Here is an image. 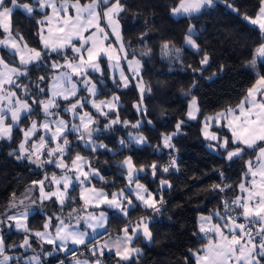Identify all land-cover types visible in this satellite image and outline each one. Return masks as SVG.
<instances>
[{"label": "snow or ice", "instance_id": "6c2138e0", "mask_svg": "<svg viewBox=\"0 0 264 264\" xmlns=\"http://www.w3.org/2000/svg\"><path fill=\"white\" fill-rule=\"evenodd\" d=\"M217 2L177 0L170 13L173 17L191 18L206 8L214 7ZM219 2L242 17L246 24L259 30L262 42L255 49V58L250 61V66L255 69L257 58L264 61V0H258L257 10L251 16L241 12L234 0ZM127 10L124 0H0V29L5 34L0 37V47L8 49L16 59L13 63L0 56V140L11 142L13 131H18L20 141L9 155L37 168L51 165L61 170L59 176L42 173L43 179L33 181V187L29 188L24 198H17L13 193L8 210L0 214V264H41L38 254L25 255L29 250L35 252L33 238L41 245H54L56 251L73 256L75 252L69 245H84L92 257H98L84 261L75 259L74 264H104L102 257L105 252L124 262L134 258L138 260L142 249L133 242L140 239L146 243L153 242V233L149 228L151 214L161 212L165 203L162 191L172 187L163 174L170 170L179 171L172 153H169L172 158L166 164L152 162L139 167L133 163L131 156H127L119 164L124 170L121 175L126 180V187L109 195L92 184L93 178H104L89 159L76 151L79 147L90 152L100 149L112 151L109 145L97 141L102 132L111 131L114 125L121 123L118 115L109 117V112L118 108L119 96L113 94L108 99H98V85L104 84L101 77L107 73L117 88H127L130 81L125 75V67L132 72L135 81L143 64L135 53L129 58L122 39L120 14ZM14 13L35 21L40 48L29 47L23 36L13 30ZM106 28L110 31H105ZM144 35L147 33L140 37L141 43L144 42ZM110 36H114L119 43L115 46L111 42L105 44ZM195 36V25H190L185 44L200 52ZM171 44V41L162 43V56L168 57L175 52L176 59H179L180 49ZM151 53V48H147L140 56H150ZM201 55L200 64L208 65L209 55ZM122 60L126 63L122 64ZM101 63H106L107 67L102 68ZM192 70L203 71L202 68ZM33 73L37 74L35 80L32 79ZM136 87L140 91V102L134 107L138 112L146 113L143 107L145 85L137 82ZM191 87H196L195 82ZM151 90V87L147 88L148 92ZM181 91L185 96L191 94L190 90ZM81 92L87 95H81ZM88 106L95 112L86 111ZM198 112L197 99L191 96L188 119L196 120ZM97 116L105 117L102 126ZM122 123L124 127L129 126L128 121ZM143 123L151 124L152 121ZM184 123L183 120L178 121L174 131L161 133L157 150L163 148L174 152L173 137L181 134ZM141 124L137 121L131 127L140 128ZM210 127L220 131L210 132ZM224 131L228 134H223ZM202 135L206 140L215 142L207 147L216 151L221 159L227 162L243 160L244 169L236 194L231 199L221 197L222 208L211 215L199 216L197 232L193 235L198 236L200 247L188 250L193 264H264V74L256 73L255 82L247 88L235 107L230 106L204 117ZM70 137L76 142L75 148ZM128 137V140L118 139L121 148L133 143L137 146L148 144L143 134L133 136L129 133ZM146 171L153 178L157 177L158 171L161 173L158 181L160 190L155 194L140 183V174ZM216 171L221 183L213 184L211 189L223 194L232 185L223 171ZM70 188L73 193L80 191L82 205L76 204V197L69 193ZM33 190L38 193L36 199L30 195ZM25 200H30L32 204L53 201L62 213L65 205L68 211L66 215H48L41 230H33L27 223L29 207L25 205ZM102 203L124 218L129 217L137 207L150 210V214L141 216L134 223L126 219L122 235L101 244L97 236L101 235L100 230L108 231V216L106 211L89 212L88 208L99 207ZM82 221L91 230V237L88 231L81 230ZM4 229L22 232V242L8 244ZM9 249H23L24 252L10 255ZM45 254L52 255V252ZM184 259L187 264L188 257Z\"/></svg>", "mask_w": 264, "mask_h": 264}, {"label": "trees", "instance_id": "16d2710c", "mask_svg": "<svg viewBox=\"0 0 264 264\" xmlns=\"http://www.w3.org/2000/svg\"><path fill=\"white\" fill-rule=\"evenodd\" d=\"M83 2V0H82ZM127 11L121 13V34L128 51L129 57L135 53L136 57L143 61L142 78L146 88L151 87V92H146L143 97L145 112H138L136 107L139 93L135 85L127 88H117L107 73L104 75V84L98 85L99 98H109L113 94L119 96L118 108L115 112H109V117L117 115L121 121L114 125L111 131H104L99 136V142H103L112 149L106 151L100 149L90 152L87 148L79 147L76 151L88 158L103 176V180L95 179L94 185L103 189L109 195L126 187V180L122 177L124 171L119 167L120 162L127 156H131L133 163L149 165L152 162L166 164L172 156L175 157L179 171L170 170L163 174L169 180L172 187L162 191L165 203L161 206V212L151 214L149 228L153 233V242L146 243L140 239L134 241V245L142 249V255L138 260L120 261L114 254L105 252L102 257L104 264H193L189 249L196 250L200 247L197 232V222L201 215H211L214 211L221 209V197L231 199L237 192V185L241 182L244 161L238 160L227 162L210 150V143L202 135L203 118L227 107H235L256 79V73L264 74V61L257 62L253 69L250 61L255 57V49L262 42L258 29L246 24L242 17L230 12L223 3L217 2L212 8H206L193 17H173L170 9L175 6L177 0H124ZM236 7L241 12L253 15L258 7V0H234ZM195 25L197 36L194 39L200 45V52L190 53L188 49L180 50L179 59L173 52L168 57L162 56L161 45L164 41H171V46L176 49L185 42L188 27ZM12 28L19 32L24 41L31 47L40 48L38 42L37 27L35 21L14 13ZM144 35V42L140 37ZM0 29V37H3ZM151 48L150 56L141 57L140 53ZM201 53H207L210 57L208 65H201ZM4 57H12L7 50H3ZM12 62V59L10 60ZM223 66V70H221ZM203 69L193 72L192 69ZM36 73L32 74L35 80ZM195 82L196 87L191 85ZM183 92L190 90L191 94L185 96ZM191 96L197 98L199 104V115L196 120L187 118L189 100ZM90 109V106L87 107ZM92 112H95L92 110ZM163 112V115L161 114ZM101 126L105 117H96ZM151 120V124L143 123ZM185 121L182 125L181 134L173 137L172 143L175 151L170 149L157 150L161 143V133H170L175 130L178 121ZM123 121H128L129 126L124 127ZM141 121L140 128H132L131 124ZM27 122H25L26 124ZM214 130L220 131L213 127ZM143 134L147 137L148 144L137 146L134 143L126 148L118 144L119 138L128 140V134ZM223 134L227 135L226 131ZM70 140L74 141L73 137ZM20 133L13 131L11 142L0 140V214L8 210L9 202L13 193L17 198H24L32 182L43 179L42 173L47 172L60 175V169L51 165L37 168L25 162L16 160L9 155L18 145ZM76 147V142H73ZM172 153V156L169 153ZM75 155V153H73ZM67 159V157H66ZM224 172L227 181L232 185L225 193L213 192L211 186L221 183L217 171ZM140 183L145 185L149 191L155 194L160 190L158 183L161 173L153 178L147 171L141 173ZM47 183V182H46ZM76 197L78 206L83 204L79 199L80 192L69 191ZM38 193H33L36 199ZM34 213L29 217L28 225L33 230H41L48 215H66L67 205L62 213L59 205L53 201H37L32 204L30 200L25 202ZM23 207V206H22ZM106 211L109 215L107 232L101 234L97 239L121 232L125 226V220L135 222L141 216H148L150 210L137 207L130 212L129 217L117 216L114 210L106 207H91L89 212ZM16 211V210H13ZM11 214V213H10ZM73 223H75L73 221ZM81 228L86 230V225L81 222ZM5 240L8 244H19L22 242V232L4 229ZM35 252L29 250L26 256L38 253L41 264H70L74 257L94 260L90 250L84 245L80 251H74L75 255L65 254L59 251L55 255L46 256V252L52 250L49 244L41 245L40 241L33 238ZM23 249H9V253H23Z\"/></svg>", "mask_w": 264, "mask_h": 264}, {"label": "rangeland", "instance_id": "374dc122", "mask_svg": "<svg viewBox=\"0 0 264 264\" xmlns=\"http://www.w3.org/2000/svg\"><path fill=\"white\" fill-rule=\"evenodd\" d=\"M219 1V0H218ZM176 18H178V17H176ZM119 23H120V21H119ZM104 25V22L103 21H101V26H103ZM105 31H110L109 29H105ZM120 32H121V25H120ZM5 35V34H4ZM3 35V36H4ZM122 35V34H121ZM122 39H123V37H122ZM109 42H111V43H113V45L115 46L116 44H118L119 43V41H116L115 40V37L114 36H110L109 37V40L108 41H105V44H107V43H109ZM124 42V41H123ZM125 44V43H124ZM29 47H31V46H29ZM126 47V46H125ZM31 48H35V47H31ZM183 48H185V49H188L189 51H190V53H194V52H197L196 50H194V49H191L189 46H187L186 44H185V42H184V44L182 45V46H177L176 47V49H180V50H182ZM3 50H7L8 52H9V50L8 49H4L3 47H0V56H3L4 57V54H3ZM129 58H132V57H129ZM136 58H138V57H136ZM255 58V57H254ZM4 59L5 60H13V61H15L16 62V59L14 58V57H10L9 56V59H6L5 57H4ZM103 59V58H102ZM260 61V59H258L257 58V62H259ZM15 62H13V63H15ZM121 63L122 64H124V63H126L125 61H121ZM101 67L102 68H106L107 67V65H106V63H101ZM142 69H143V66L139 69V76H137L136 77V80L135 81H133V78H132V72L127 68V67H125V75H127L128 76V78H129V81H130V83H129V85H135L136 86V83L137 82H142L144 85H145V92H146V84H145V82L143 81V78H142ZM97 76L99 75V74H96ZM104 77V76H103ZM103 77H101V79H103V81H104V78ZM141 78H142V81H141ZM137 88V90H138V93H139V100L137 101V103L136 104H138L139 102H140V91H139V88L138 87H136ZM145 92H144V94H145ZM98 93H99V88H98ZM81 95H87V93H83V92H81L80 93ZM143 97H144V95H143ZM98 99H108V98H99V97H97ZM110 98V97H109ZM197 99V98H196ZM190 101H191V99L189 100V104H190ZM119 104V103H118ZM197 105H198V107H199V104H198V101H197ZM91 108V107H90ZM86 111H91L92 112V110L93 111H95L94 109H87V107H86V109H85ZM216 114V113H215ZM215 114H212V115H215ZM198 115H199V112L197 113V118H198ZM210 116V115H209ZM65 118H67V117H65ZM188 118V117H187ZM190 120V119H189ZM209 131L210 132H218V131H216V130H214L213 129V127H210L209 128ZM133 136H135V135H137V134H132ZM210 143H215V142H213V141H210ZM205 216H207V215H205ZM8 254H16V253H8ZM38 253H34V254H31V255H37ZM39 255V254H38Z\"/></svg>", "mask_w": 264, "mask_h": 264}, {"label": "crops", "instance_id": "0c3cea01", "mask_svg": "<svg viewBox=\"0 0 264 264\" xmlns=\"http://www.w3.org/2000/svg\"><path fill=\"white\" fill-rule=\"evenodd\" d=\"M88 159V158H87ZM99 174H100V176L101 177H103L102 175H101V173L99 172ZM71 175V174H70ZM59 176V175H58ZM95 180V178H93L92 179V184L94 185V183H93V181ZM97 180H100V179H97ZM95 186V185H94ZM96 187V186H95ZM97 189H101V188H98V187H96ZM70 190H72L71 188L69 189V191ZM104 191V190H103ZM80 192V191H79ZM106 194H108L106 191H104ZM28 193V192H27ZM33 193L35 194L36 193V191L35 190H33L31 193H30V195L33 197ZM27 200H25V202H26ZM134 202V204H138V202L137 201H133ZM99 207H106L107 208V205L106 204H101ZM99 207H97V208H99ZM99 212H102V210H99V211H97L96 213H99ZM34 213V211L32 210V209H29V217L32 215ZM106 214H107V216H108V219H109V215H108V213L106 212ZM29 217H28V220H27V223L29 222ZM107 224H108V222H107ZM81 230H84V229H82L81 228ZM86 231H88L89 232V234H90V237L93 235L92 233H91V230L90 229H86ZM101 231V234H103L104 232L102 231V230H100ZM122 235V233L120 232V233H117V234H114V235H110V236H107V237H104V238H101V239H97L98 240V242L99 243H103L105 240H108V241H111V240H113V239H115L116 237H118V236H121ZM100 236V235H99ZM99 236H97V238L99 237ZM49 245H51V244H49ZM53 248H52V250L51 251H49V252H52V255H55V254H57L59 251H56L55 250V248H54V245H51ZM83 245H80V246H73V245H69V248H71V249H73V251H80V248L82 247ZM62 252V251H61ZM64 253V252H63ZM21 253H16V254H10V255H20ZM66 254V253H65ZM30 256H32V255H30ZM46 256H51V255H46ZM75 259H79V260H81V261H84V260H88V259H85V258H79V257H74L71 261H70V264H74V261H75Z\"/></svg>", "mask_w": 264, "mask_h": 264}]
</instances>
